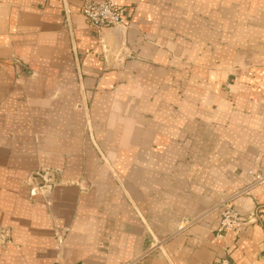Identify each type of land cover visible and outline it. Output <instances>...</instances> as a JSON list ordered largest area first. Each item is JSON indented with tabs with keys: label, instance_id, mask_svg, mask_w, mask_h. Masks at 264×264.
Here are the masks:
<instances>
[{
	"label": "crops",
	"instance_id": "crops-1",
	"mask_svg": "<svg viewBox=\"0 0 264 264\" xmlns=\"http://www.w3.org/2000/svg\"><path fill=\"white\" fill-rule=\"evenodd\" d=\"M85 1L0 0V264H264V0Z\"/></svg>",
	"mask_w": 264,
	"mask_h": 264
},
{
	"label": "built area",
	"instance_id": "built-area-1",
	"mask_svg": "<svg viewBox=\"0 0 264 264\" xmlns=\"http://www.w3.org/2000/svg\"><path fill=\"white\" fill-rule=\"evenodd\" d=\"M67 14L69 13L67 12ZM81 14L85 18L88 27L98 35H100L102 31L114 27H120L122 30L128 29L127 17L124 9L112 0L85 1L82 5ZM67 21L69 23V17ZM100 43L104 48L105 46L102 40ZM29 183L31 184L29 189L31 199L40 195L46 196L61 183L60 171L42 168L30 177ZM257 186L264 187V171L256 173L248 188L238 195L240 196L241 194L247 193ZM235 198L236 196L229 197L221 201L217 207L221 214V223L217 231L218 237L223 238L230 233L240 235L242 232L246 221L234 203ZM0 241L1 243L5 242L3 235L0 237ZM211 264L235 263L228 258H221Z\"/></svg>",
	"mask_w": 264,
	"mask_h": 264
},
{
	"label": "rangeland",
	"instance_id": "rangeland-1",
	"mask_svg": "<svg viewBox=\"0 0 264 264\" xmlns=\"http://www.w3.org/2000/svg\"><path fill=\"white\" fill-rule=\"evenodd\" d=\"M35 172H37V171H35ZM35 172H33L25 181H24V183H25V185L26 186H28V189H30V186H31V184L29 183V179H30V177L35 173ZM227 198H229L228 196L227 197H223L222 198V200L221 201H224V200H226Z\"/></svg>",
	"mask_w": 264,
	"mask_h": 264
},
{
	"label": "water",
	"instance_id": "water-1",
	"mask_svg": "<svg viewBox=\"0 0 264 264\" xmlns=\"http://www.w3.org/2000/svg\"><path fill=\"white\" fill-rule=\"evenodd\" d=\"M108 30H111V31H119V30H121V28L120 27H114V28H110Z\"/></svg>",
	"mask_w": 264,
	"mask_h": 264
}]
</instances>
